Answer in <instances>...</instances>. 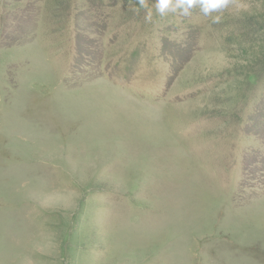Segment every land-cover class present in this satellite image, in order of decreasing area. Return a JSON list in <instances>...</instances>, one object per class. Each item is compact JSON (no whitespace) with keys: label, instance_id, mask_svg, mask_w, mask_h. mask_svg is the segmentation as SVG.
Instances as JSON below:
<instances>
[{"label":"rangeland","instance_id":"1","mask_svg":"<svg viewBox=\"0 0 264 264\" xmlns=\"http://www.w3.org/2000/svg\"><path fill=\"white\" fill-rule=\"evenodd\" d=\"M132 7L0 0V264H264V0Z\"/></svg>","mask_w":264,"mask_h":264},{"label":"clouds","instance_id":"2","mask_svg":"<svg viewBox=\"0 0 264 264\" xmlns=\"http://www.w3.org/2000/svg\"><path fill=\"white\" fill-rule=\"evenodd\" d=\"M133 7L130 11L134 15H140L144 10V20L151 23L153 18V8L149 4V0H131ZM230 0H155V12L160 16H165L168 12L179 13L187 17L191 15V10L199 6L201 12L211 18L212 24L221 21V15L227 9Z\"/></svg>","mask_w":264,"mask_h":264},{"label":"trees","instance_id":"3","mask_svg":"<svg viewBox=\"0 0 264 264\" xmlns=\"http://www.w3.org/2000/svg\"><path fill=\"white\" fill-rule=\"evenodd\" d=\"M122 1H124L126 3H132L131 0H122ZM154 3H155V0H149L150 6L154 5Z\"/></svg>","mask_w":264,"mask_h":264}]
</instances>
